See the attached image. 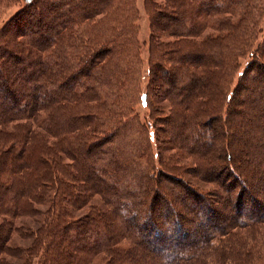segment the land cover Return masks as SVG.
I'll use <instances>...</instances> for the list:
<instances>
[{"label": "trees", "instance_id": "1", "mask_svg": "<svg viewBox=\"0 0 264 264\" xmlns=\"http://www.w3.org/2000/svg\"><path fill=\"white\" fill-rule=\"evenodd\" d=\"M262 1L0 0V264H264Z\"/></svg>", "mask_w": 264, "mask_h": 264}, {"label": "rangeland", "instance_id": "2", "mask_svg": "<svg viewBox=\"0 0 264 264\" xmlns=\"http://www.w3.org/2000/svg\"><path fill=\"white\" fill-rule=\"evenodd\" d=\"M158 3H166V0H155ZM137 2V8H138V28H139V42L141 44V57L144 62V68L142 70V79L141 83L139 85V88L136 90V92L133 93V104L132 107L135 106L136 113L138 114V117L140 118L141 121L143 122H148L149 125H151L150 122H156L157 128H164V125H162L163 118H165V114L169 113L170 110V103L167 102L165 99L166 96L164 95V89L159 86L158 82L156 83H151V90L149 94V99L151 102V107H152V112L151 115L154 116V118H158L157 120L152 117L150 118V111L148 108H146L144 105H139V100L138 96L141 91H145L148 88L149 85V79H148V69H149V38L151 36V30H150V21H149V16L145 11L144 7V0H136ZM2 4V3H1ZM260 7L264 6V1L259 2ZM22 6V3H16L14 5H9L8 3L3 2V4L0 6V27L4 24V22L8 21L12 15H14L19 7ZM10 7V8H9ZM161 22L163 24L166 23L165 19H162ZM171 28V27H167ZM169 38H172L170 36H163L162 41H167ZM170 57H173V54L171 53L169 55ZM170 57H166V61L169 60ZM158 63V62H157ZM159 64V63H158ZM161 65V64H159ZM155 130V129H154ZM161 133V132H160ZM163 135H160V139H154V141L151 142V150L154 151V154L159 152V147L162 149L165 147V143L161 142V138Z\"/></svg>", "mask_w": 264, "mask_h": 264}]
</instances>
